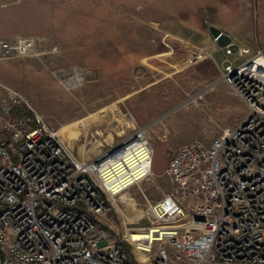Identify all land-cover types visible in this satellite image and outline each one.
<instances>
[{
	"label": "rangeland",
	"instance_id": "rangeland-1",
	"mask_svg": "<svg viewBox=\"0 0 264 264\" xmlns=\"http://www.w3.org/2000/svg\"><path fill=\"white\" fill-rule=\"evenodd\" d=\"M211 25L251 55L220 45ZM0 40L14 45L0 54V80L26 94L51 126L94 117L74 143L59 134L78 159L82 147L91 160L147 129L153 174L125 191L144 216L129 220L130 200L120 195L100 222L112 242H125L127 228L150 223L149 199L173 189L165 170L176 150L209 143L246 117L224 74L264 54V0H0Z\"/></svg>",
	"mask_w": 264,
	"mask_h": 264
},
{
	"label": "built area",
	"instance_id": "built-area-1",
	"mask_svg": "<svg viewBox=\"0 0 264 264\" xmlns=\"http://www.w3.org/2000/svg\"><path fill=\"white\" fill-rule=\"evenodd\" d=\"M13 47L0 40V54ZM256 65L253 57L226 67L246 117L176 150L165 170L173 189L149 199L148 225L129 228L151 237L125 242H112L100 222L150 175L147 129L83 161L26 94L0 80V264H264V64Z\"/></svg>",
	"mask_w": 264,
	"mask_h": 264
},
{
	"label": "bare ground",
	"instance_id": "bare-ground-1",
	"mask_svg": "<svg viewBox=\"0 0 264 264\" xmlns=\"http://www.w3.org/2000/svg\"><path fill=\"white\" fill-rule=\"evenodd\" d=\"M256 61H257V64L258 65H256L257 67V69L259 70V67L260 66H262L263 64H264V55L263 54H261V55H258V56H256ZM122 116H120L119 118H121ZM125 116H123V118H124ZM93 118L94 117H92V116H88V117H85V118H83V119H81L80 121L79 120H75V121H72V122H70L69 124H67V125H65L63 128H61V129H58L57 131H58V134H60L61 136H63V138L67 141V142H69L70 144L75 140V138H77L81 133H82V131H83V125H86V124H88L90 121H92L93 120ZM126 119V118H125ZM137 123V122H136ZM124 131V130H123ZM119 133V132H118ZM110 140H113V137L111 136L110 137ZM104 142V141H103ZM64 143V142H63ZM74 143V142H73ZM84 145V144H83ZM99 149V148H98ZM103 149V148H102ZM103 151V150H102ZM101 153V152H100ZM100 153H98V155L100 154ZM79 154H80V156H81V160H83V161H88L89 160V158H90V153L88 154V151H87V149L85 148V147H82L81 149H80V151H79ZM93 155V154H92ZM97 155V154H96ZM151 174H153V168H152V170H151V173H150V175ZM121 199L123 200V201H126V200H130L129 202H128V204L130 205V209L129 210H131L130 212H126V215H127V217L129 218V220H131V221H135V220H137V219H139V218H141V217H143L144 216V212H143V210H141V209H139L138 207H137V205H136V202L135 201H133L134 200V198H132V197H130V196H128L127 195V193L126 192H123L122 194H121ZM132 208V209H131ZM124 212V211H123ZM130 228V227H129ZM129 228H127L126 229V232H127V236H129L130 235V237H134L135 239L136 238H149V237H151V233H150V231H145V230H130ZM156 229L154 228L153 229V231H155ZM142 247L141 248H144V249H146V248H148V249H150V244H148V243H145V242H141V244H140ZM139 253H141V254H143V255H145V256H147V254H145V252H143V251H140Z\"/></svg>",
	"mask_w": 264,
	"mask_h": 264
},
{
	"label": "water",
	"instance_id": "water-1",
	"mask_svg": "<svg viewBox=\"0 0 264 264\" xmlns=\"http://www.w3.org/2000/svg\"><path fill=\"white\" fill-rule=\"evenodd\" d=\"M211 30L220 45L229 47L232 51L241 53L244 57L251 55V50L242 48L238 43L234 42L233 38L229 34L225 33L222 28L216 25H211Z\"/></svg>",
	"mask_w": 264,
	"mask_h": 264
}]
</instances>
